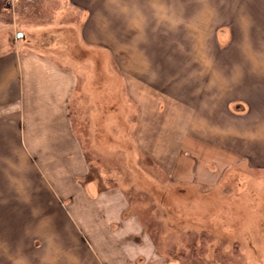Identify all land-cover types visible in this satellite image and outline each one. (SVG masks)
<instances>
[{
  "label": "crops",
  "instance_id": "0c3cea01",
  "mask_svg": "<svg viewBox=\"0 0 264 264\" xmlns=\"http://www.w3.org/2000/svg\"><path fill=\"white\" fill-rule=\"evenodd\" d=\"M42 3L36 8L49 10L50 18L24 25L31 41L64 59L74 58L75 42L101 49L120 74L139 83L127 85L134 102L143 100L137 86L150 111L162 113L157 102L174 101L191 111L184 135L211 148L222 142L224 152L240 155L221 160L225 171L210 185L218 195L209 201L211 220L245 219L240 230L228 227L245 235L246 220L264 219V191L241 166L242 159L264 162V0ZM76 8L84 12L79 25L69 20ZM60 42L68 50H59ZM53 60L37 49L0 54V264H130L114 226L120 211L88 178L91 166L73 132L78 83ZM91 101L92 108L104 107ZM100 112L88 120L101 117L105 129ZM93 133L94 140L98 128ZM240 173L253 181L238 182ZM144 264L165 262L150 257Z\"/></svg>",
  "mask_w": 264,
  "mask_h": 264
},
{
  "label": "rangeland",
  "instance_id": "374dc122",
  "mask_svg": "<svg viewBox=\"0 0 264 264\" xmlns=\"http://www.w3.org/2000/svg\"><path fill=\"white\" fill-rule=\"evenodd\" d=\"M47 1L0 0V54L37 49L73 72L78 83L71 109L73 132L91 166L88 178L104 193V201L115 212L120 211L114 226L119 232V247L125 249L121 257L126 256L130 264H144L150 257L165 264H264V219L246 220L248 234L243 235L229 233L228 227L239 229L245 219L209 218V201L218 197L210 185L220 182L226 167L221 160L223 156L240 160V155L232 149L224 152L222 142L211 148L184 135L191 111L174 101L157 102L158 109L164 105L162 113L150 111L151 101L137 86V95L143 100L139 98L141 105L134 102L127 85L139 83L120 74L114 60L101 49L89 44L83 48L75 42L70 50L74 58L64 59L31 41L26 34L29 28L24 25L49 21V10L36 8V4L43 2L45 6ZM76 10L69 20L79 25L84 12ZM66 44L70 45H56L64 51L68 50ZM92 97L104 107L92 108ZM83 100L87 103L80 107ZM100 111L104 112L105 129L101 117L96 124L88 120V114L100 116ZM94 126L98 135L93 140ZM246 143L242 137V149L247 150ZM241 166L264 191V162L252 166L242 159ZM243 175L238 174V182L253 181L243 179Z\"/></svg>",
  "mask_w": 264,
  "mask_h": 264
},
{
  "label": "water",
  "instance_id": "95a60500",
  "mask_svg": "<svg viewBox=\"0 0 264 264\" xmlns=\"http://www.w3.org/2000/svg\"><path fill=\"white\" fill-rule=\"evenodd\" d=\"M22 35L21 34H17V37H21Z\"/></svg>",
  "mask_w": 264,
  "mask_h": 264
}]
</instances>
